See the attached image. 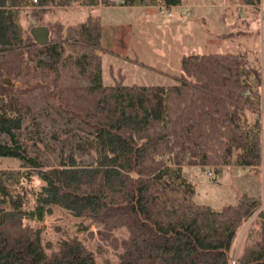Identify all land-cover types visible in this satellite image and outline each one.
Here are the masks:
<instances>
[{"label":"trees","instance_id":"obj_1","mask_svg":"<svg viewBox=\"0 0 264 264\" xmlns=\"http://www.w3.org/2000/svg\"><path fill=\"white\" fill-rule=\"evenodd\" d=\"M245 2L258 11L259 0ZM106 5L0 0V156L15 164L0 168V264H96L76 234L54 246L42 241L37 223L52 206L83 220L78 231L95 227L86 235L99 242L97 255L107 245L114 264H264V115L261 125L245 116L258 105L255 91L246 94L255 75L239 54L191 53L170 84L126 85L118 73L104 85L99 16L64 25L43 15ZM262 16L264 37V6ZM34 24L48 28L47 44L31 39ZM187 165L261 167V195L194 205Z\"/></svg>","mask_w":264,"mask_h":264},{"label":"rangeland","instance_id":"obj_2","mask_svg":"<svg viewBox=\"0 0 264 264\" xmlns=\"http://www.w3.org/2000/svg\"><path fill=\"white\" fill-rule=\"evenodd\" d=\"M228 1L181 0V6L179 5L180 7L176 11L185 14L184 22L167 19L156 14L153 15L154 22H151L152 20L143 17L142 10L117 5L98 11L90 8H53L45 12L44 18L50 21L58 20L64 25H70L83 21L87 15L96 14L99 16L103 36L102 44L109 50L104 51L101 55L102 84H112L113 77H117L118 73H123L122 82L126 85H166L171 82L170 75L178 71L180 55L190 54V40L193 42L195 39L201 40V37L203 38V32L200 31L199 33L197 26L190 31V2L203 5L224 2L225 5H229ZM234 1L236 2L234 4H237L238 0ZM252 8L254 12L249 10L245 13L246 19L237 18V15L240 17L241 13L238 7H221L211 13V15H216V12L220 11L226 13L224 23L222 22L219 26H216L221 32L227 33L225 37L227 50L236 54L242 53L244 65L256 77L254 78L253 75L248 77V81L252 85L249 92L251 95L254 91L256 92L255 104H258L252 110H245L248 123H252L255 119L254 115L260 110L261 96L264 97V86L261 85L262 82L264 83V38L260 36L259 32V24L263 16L259 8H257L258 11L254 7ZM176 11L172 9L171 13L175 15ZM24 18L26 22V17ZM124 24L131 26L128 54L125 59L111 54L110 51L113 50L114 43L120 45L114 34L116 31L118 32L119 26L123 27ZM208 24L207 28L211 33L215 30L214 25H211V19ZM200 26L203 25L199 24V30L203 29ZM203 50L209 51L212 49ZM13 163V159L0 156V168L13 167L15 166ZM215 168L220 167L215 165H208L203 168L190 165L184 167L183 174L193 185V194L190 199L192 204L209 205L216 208L222 204L235 203L242 194L261 195V167L241 168L230 165L216 171ZM208 172L211 176H207ZM28 185L26 189H29L30 186L36 187L37 184L32 182ZM11 189L14 192H23L20 185L13 186ZM251 219L252 217L246 222V225ZM81 221L83 220L75 218L68 211L52 206L51 213L44 216L43 221L37 223V226L42 227L41 239L43 242L49 241L54 246L59 239L76 234L93 251L96 264H104L105 258L110 261L109 264H114L116 255L107 245H104L103 248L106 249V252L97 255L96 247L99 242L95 237L88 238L86 235L87 231L94 233L96 231L95 227L89 226L86 231L82 232L77 230ZM257 222V219H253L250 224L255 232L254 234L257 233ZM242 232L243 230L238 235L237 241ZM116 234L122 236L119 231Z\"/></svg>","mask_w":264,"mask_h":264},{"label":"crops","instance_id":"obj_3","mask_svg":"<svg viewBox=\"0 0 264 264\" xmlns=\"http://www.w3.org/2000/svg\"><path fill=\"white\" fill-rule=\"evenodd\" d=\"M237 1V0H236ZM227 3H229V5H225L224 2L223 3H218V4H199V3H193L190 2V31L194 29L195 26H197L198 28V32L200 33V31L203 32V38L201 37V40H197L195 39L193 42H191L190 40V54L191 53H209V52H216V53H224V52H230L229 50H227V46H226V40L225 37L227 35V33L221 32L219 30V28H217L216 25H220V23H224L225 21V17H226V13L223 12H216V15L211 13L214 10H218V8H240L241 13H240V17L237 15V18L239 19H246L245 13L248 12L250 10V12H254L253 8L251 6V4L246 3L245 0H238L237 4L234 0L232 1H228ZM181 6V4H179ZM175 6L172 8H169L170 10L175 9V11L177 10V8H179L180 6ZM112 6H116V5H106V6H95V7H68V8H90L94 11H98L100 9L103 8H108V7H112ZM117 6H122V5H118ZM122 7H128V8H135L136 10H142L143 12V17L146 19H150L152 20L151 22H154V18L153 15H161L167 19H176L179 22H184L185 21V14L181 13V12H177L175 15L172 13V16H167L165 14H162L158 11L157 7H137V6H122ZM215 8V9H214ZM203 9V10H201ZM45 15V13H44ZM43 15V18H44ZM211 15V16H210ZM183 18V21H182ZM203 25L200 26V28L202 27L203 29L199 30V22ZM211 19V25H214V31H212L210 33V30H208L207 25L208 22ZM45 21H50V20H46L44 18ZM151 24V23H150ZM37 25V24H34ZM260 26H261V20H260V24H259V32H260V36H262L261 31H260ZM131 33V26L124 24L123 27L119 26L118 32L116 31L114 34V37L116 38V41L119 42V46L116 45V43H114L113 45V50L111 51V54H115L121 58H126L127 57V52H128V47H129V42H130V34ZM191 37V36H190ZM263 37V36H262ZM199 38V37H198ZM264 38V37H263ZM103 42V36L101 34V28H100V48H101V55L102 53H104V51H109L108 48L106 46H104L102 44ZM203 49H212L209 51H205ZM235 53V52H233ZM242 54V53H241ZM239 54V55H241ZM183 55V54H181ZM180 55V57H181ZM129 61H133V60H129ZM140 63V62H139ZM178 72V71H177ZM174 73V72H173ZM123 77L124 74L122 73ZM261 85L264 86V83L262 82ZM195 167V166H194ZM238 167V166H237Z\"/></svg>","mask_w":264,"mask_h":264},{"label":"water","instance_id":"obj_4","mask_svg":"<svg viewBox=\"0 0 264 264\" xmlns=\"http://www.w3.org/2000/svg\"><path fill=\"white\" fill-rule=\"evenodd\" d=\"M29 35L37 45H44L48 43L49 31L45 25H33L29 29ZM3 81L8 82V79H3Z\"/></svg>","mask_w":264,"mask_h":264},{"label":"built area","instance_id":"obj_5","mask_svg":"<svg viewBox=\"0 0 264 264\" xmlns=\"http://www.w3.org/2000/svg\"><path fill=\"white\" fill-rule=\"evenodd\" d=\"M32 1L35 2V0H32ZM107 3H108V5H117L118 4V0H107ZM263 6H264V0H260L258 8L261 11H262ZM157 9L162 14H165L167 16H172L171 10L169 8L160 6V7H157ZM246 94L250 95V92L246 91ZM256 113H257L256 114L257 122L261 125L262 124V116L264 115L263 108L260 107V110H258ZM207 176H211V174L208 172Z\"/></svg>","mask_w":264,"mask_h":264}]
</instances>
